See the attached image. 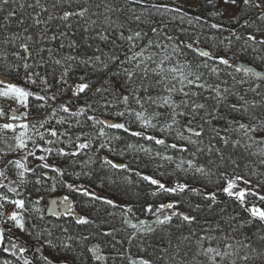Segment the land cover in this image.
<instances>
[{
    "label": "snow or ice",
    "instance_id": "1",
    "mask_svg": "<svg viewBox=\"0 0 264 264\" xmlns=\"http://www.w3.org/2000/svg\"><path fill=\"white\" fill-rule=\"evenodd\" d=\"M0 62V264H264V0H0ZM119 132L162 151L117 150ZM129 150L177 179L107 154ZM105 168L157 199L136 209L65 179ZM74 195L119 209L104 248L70 232L65 217L94 223Z\"/></svg>",
    "mask_w": 264,
    "mask_h": 264
},
{
    "label": "trees",
    "instance_id": "2",
    "mask_svg": "<svg viewBox=\"0 0 264 264\" xmlns=\"http://www.w3.org/2000/svg\"><path fill=\"white\" fill-rule=\"evenodd\" d=\"M195 14H206V11L204 9H197ZM187 27V25H184ZM72 37L77 39L78 42L83 39V34L79 32V30L74 31L72 34ZM84 50V49H82ZM0 72L7 73V64L6 62H0ZM83 74V70H76L71 73L69 78V84L74 85L76 82V77ZM22 75V73H21ZM95 78V77H94ZM12 79L16 80L17 83H22L21 80L16 79L15 77H12ZM33 91H37V89L33 88ZM71 93H68L70 95ZM140 130L137 125L132 126V131H138ZM123 139L121 141H114V146L117 148V150L123 149L126 144L132 143V144H140L145 147H152L154 151L160 150L161 148L154 144H149L145 142L143 139L139 137H131L129 135H125L122 132H119ZM157 136H159V133H156ZM169 143L172 142L171 140L168 141ZM105 152L99 153V156L105 155ZM109 155V158L113 159L115 162L118 163H125L130 164V166L135 169L136 171L143 172L147 175H153L154 178L162 179V182L169 184L174 182L177 179V174L172 172V168L174 165H167L166 168H160L157 170L156 165L160 163L158 160H151L148 156L144 155L140 152H133V151H126L124 155H119L118 151L113 153H107ZM170 155H176L174 152H169ZM53 161L50 160L49 163H52ZM67 164V161H64V164H61V166H65ZM93 169L99 170V160L97 159V164L92 166ZM69 172H72L73 169L69 168ZM76 172L80 171L79 166L75 168ZM159 172H165L166 174L161 177L159 175ZM13 174L10 172L9 176H12ZM125 175V173H119L114 174L112 169L105 168L103 171L98 172V176L101 178H105L103 181L101 178H97L96 176L89 178V177H80L77 179L74 175L69 177L65 176V179L72 183H79L84 184L88 187H90L92 190L97 192L100 195L109 196L115 198L118 202L123 203H133L136 209H139L141 205L144 203L145 200L148 202H152L153 200L157 199L154 197H151L147 195V193L151 190L150 187L143 181L139 182L138 186H129L126 183L120 182L117 184H109L107 182V177H111L112 180L119 181L120 177ZM14 178V177H13ZM182 179H187L186 177H183L181 175ZM131 179L135 182L137 181V177L134 175L131 176ZM126 189H130L126 192ZM59 193H64L65 195L68 194L67 190H59ZM53 195V193H49L46 197L45 201L41 202V205L43 206L47 199ZM71 199L75 202V211L79 213L80 215H87L89 219L94 220V223L88 224V225H75L71 218L65 217V220H68L71 224L70 232L72 233H82L84 235L93 234V239L91 240V243H100L101 247L104 248V241L111 239V237H102L99 235H95L98 232L101 231H107L110 228L115 229H121L122 223L119 217V209H108L109 211H116L117 215L115 217H108L104 211V209L107 207L106 205H102L97 203L95 207L91 206V202L89 198L82 197L78 195H74L71 197ZM220 199L222 201L225 200V197L221 196ZM161 202H164L163 200ZM97 208L100 209L99 212H97ZM231 208H229V211L231 212ZM136 215H140L141 218H144V216L136 212ZM254 230V229H253ZM127 231H132L131 229H128ZM124 235L123 231H120L116 233V239H120L121 236ZM133 252H135V248H133ZM105 253L111 255V252H109L105 248ZM5 256L7 254H4ZM117 264H120L119 261H117Z\"/></svg>",
    "mask_w": 264,
    "mask_h": 264
},
{
    "label": "rangeland",
    "instance_id": "3",
    "mask_svg": "<svg viewBox=\"0 0 264 264\" xmlns=\"http://www.w3.org/2000/svg\"><path fill=\"white\" fill-rule=\"evenodd\" d=\"M20 110L23 111V109H20ZM6 135H7L8 137H11V136H12V133L9 132V133H7ZM8 143H13V141H12L11 139H9ZM0 147H4V145H3V144H0ZM59 190H61V189H58L56 192H54L53 195H51V196L47 199V201H50V200H52V199H55V198H57V197H61V196L65 195L64 193H59V192H60ZM8 207H11V206L9 205ZM87 264H93V262L91 261V259H89V260L87 261Z\"/></svg>",
    "mask_w": 264,
    "mask_h": 264
},
{
    "label": "built area",
    "instance_id": "4",
    "mask_svg": "<svg viewBox=\"0 0 264 264\" xmlns=\"http://www.w3.org/2000/svg\"><path fill=\"white\" fill-rule=\"evenodd\" d=\"M8 101L0 100V107H4L5 111L8 110ZM12 107H16L15 105H12ZM7 122V119H0V123Z\"/></svg>",
    "mask_w": 264,
    "mask_h": 264
},
{
    "label": "water",
    "instance_id": "5",
    "mask_svg": "<svg viewBox=\"0 0 264 264\" xmlns=\"http://www.w3.org/2000/svg\"><path fill=\"white\" fill-rule=\"evenodd\" d=\"M259 70V69H258Z\"/></svg>",
    "mask_w": 264,
    "mask_h": 264
}]
</instances>
